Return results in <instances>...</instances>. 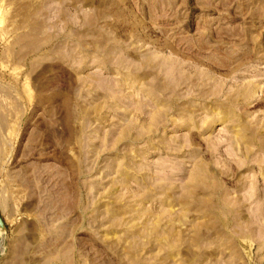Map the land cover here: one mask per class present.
<instances>
[{
	"label": "rangeland",
	"instance_id": "obj_1",
	"mask_svg": "<svg viewBox=\"0 0 264 264\" xmlns=\"http://www.w3.org/2000/svg\"><path fill=\"white\" fill-rule=\"evenodd\" d=\"M0 213V264H264V0H0Z\"/></svg>",
	"mask_w": 264,
	"mask_h": 264
},
{
	"label": "water",
	"instance_id": "obj_2",
	"mask_svg": "<svg viewBox=\"0 0 264 264\" xmlns=\"http://www.w3.org/2000/svg\"><path fill=\"white\" fill-rule=\"evenodd\" d=\"M0 230H1L2 234H5L6 233L5 222H4V220H3L2 216H1V213H0ZM6 244H7V242L4 241V249H3V252L6 251ZM3 252L0 253V258H1L2 254H3Z\"/></svg>",
	"mask_w": 264,
	"mask_h": 264
},
{
	"label": "bare ground",
	"instance_id": "obj_3",
	"mask_svg": "<svg viewBox=\"0 0 264 264\" xmlns=\"http://www.w3.org/2000/svg\"><path fill=\"white\" fill-rule=\"evenodd\" d=\"M192 187L195 189V188H198V189H202V187H198V185H196V184H192ZM184 203H193L192 201H186V200H184Z\"/></svg>",
	"mask_w": 264,
	"mask_h": 264
}]
</instances>
